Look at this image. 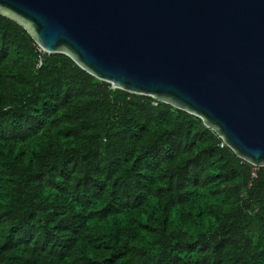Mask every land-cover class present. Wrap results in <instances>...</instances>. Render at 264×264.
Masks as SVG:
<instances>
[{
    "label": "trees",
    "instance_id": "16d2710c",
    "mask_svg": "<svg viewBox=\"0 0 264 264\" xmlns=\"http://www.w3.org/2000/svg\"><path fill=\"white\" fill-rule=\"evenodd\" d=\"M0 14V264H264V166Z\"/></svg>",
    "mask_w": 264,
    "mask_h": 264
},
{
    "label": "water",
    "instance_id": "95a60500",
    "mask_svg": "<svg viewBox=\"0 0 264 264\" xmlns=\"http://www.w3.org/2000/svg\"><path fill=\"white\" fill-rule=\"evenodd\" d=\"M43 52L200 117L264 166V0H0Z\"/></svg>",
    "mask_w": 264,
    "mask_h": 264
},
{
    "label": "built area",
    "instance_id": "2783aa9c",
    "mask_svg": "<svg viewBox=\"0 0 264 264\" xmlns=\"http://www.w3.org/2000/svg\"><path fill=\"white\" fill-rule=\"evenodd\" d=\"M259 166L253 165L251 169V178H255L257 176V169Z\"/></svg>",
    "mask_w": 264,
    "mask_h": 264
}]
</instances>
